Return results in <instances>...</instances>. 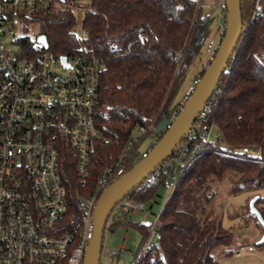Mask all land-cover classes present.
I'll use <instances>...</instances> for the list:
<instances>
[{
	"label": "trees",
	"instance_id": "obj_1",
	"mask_svg": "<svg viewBox=\"0 0 264 264\" xmlns=\"http://www.w3.org/2000/svg\"><path fill=\"white\" fill-rule=\"evenodd\" d=\"M56 2L47 13L24 18L22 28L36 22L47 51L92 54L101 61L95 128L109 143L96 150L89 166L91 187L108 162L107 154L117 155L135 128L160 119L203 44L208 15L194 0ZM76 8L84 38L75 33ZM239 12L240 36L209 99L207 122L215 125L218 136L185 166L165 200L158 217L159 247L141 250L148 223L134 224L128 212L114 206L105 222L104 232L119 225L139 230L141 242L130 264H216L211 252L229 243L232 234L222 227L221 215L210 209L211 184L227 175L230 195L264 187V0H239ZM17 44L22 56L32 54L26 36ZM177 50L182 52L179 60L174 56ZM133 163L126 162L125 169ZM59 173L70 207L77 211L76 197L84 193L76 185L74 160L67 153L61 157ZM163 178L162 173L146 178L126 197L156 202ZM253 205L264 220V197L257 196ZM255 223L263 231L257 219Z\"/></svg>",
	"mask_w": 264,
	"mask_h": 264
},
{
	"label": "built area",
	"instance_id": "obj_2",
	"mask_svg": "<svg viewBox=\"0 0 264 264\" xmlns=\"http://www.w3.org/2000/svg\"><path fill=\"white\" fill-rule=\"evenodd\" d=\"M194 1L200 4L201 0ZM56 4V0H0V264H81L92 234L98 197L125 172L126 162L135 163L145 157L158 138L140 150L145 135L129 137L117 155L104 157L107 164L88 186L89 166L96 150L109 143L95 128L101 61L86 53L58 55L32 42L28 48L32 54L22 56L17 44L23 37L15 31L16 26L22 27L21 20L47 13ZM218 7L215 32L205 43L206 59L201 70L185 88L179 108L156 130L157 136L189 98L221 43L227 26L223 0H219ZM79 10L75 9L74 28L76 35L84 38L86 30L79 27ZM181 53L177 50L174 56L179 60ZM60 56L65 57L66 64ZM209 108L208 100L168 156L147 176L162 173L160 186L168 196L185 166L211 141L213 132L218 136L215 125L207 122ZM154 126L137 130L144 134L152 132ZM64 153L73 158L76 185L84 193L76 197L77 211L70 207L59 173ZM153 204V198L134 200L126 196L115 204L116 209L130 215L141 212L149 220L142 251L159 247L160 212L151 211ZM117 247L125 248L123 244ZM241 250L251 251L252 247L241 246L235 256H240ZM103 253L108 256V264H115L118 250L102 249Z\"/></svg>",
	"mask_w": 264,
	"mask_h": 264
},
{
	"label": "rangeland",
	"instance_id": "obj_3",
	"mask_svg": "<svg viewBox=\"0 0 264 264\" xmlns=\"http://www.w3.org/2000/svg\"><path fill=\"white\" fill-rule=\"evenodd\" d=\"M219 14L218 7L213 5L209 11L208 22L206 26V31L204 34V43L197 48L187 70L182 75L177 84L176 89L169 102L171 108L179 100L185 85L188 83L190 77L198 68L201 61L206 59L204 52L206 41L214 35L216 18ZM80 16V13H77ZM24 20V19H23ZM21 20V24H23ZM24 25V24H23ZM16 34L21 36H26L30 42L33 44H39L38 41V24L36 22H30L24 28L15 27ZM14 50L15 46L10 45ZM178 88V89H177ZM159 120L158 125L161 124ZM138 128V127H137ZM135 128L131 136L138 137L142 133ZM214 132L211 135V141L215 140ZM153 139V131H149L143 137L141 143L139 144V149L143 150L147 148ZM229 185V180L227 175L218 181H214L211 184V190L214 192V197L212 198L210 209L212 212L221 215V225L223 228L229 229L232 234V239L229 243L219 245L214 248L211 252L216 264H264V244L256 243L261 237L262 232L260 227L255 223L256 217L248 214V202L254 196L264 197V187L252 191H241L237 194L230 195L227 193V188ZM168 191L160 186L158 190V196L155 197V201L151 211L154 214L160 212L165 200L167 199ZM131 221L134 224H146L149 220L143 218L142 213L138 215H131ZM127 236V239H122L121 236ZM141 242V234L136 227H125L119 225L113 230H106L104 232L102 240V249L108 251L119 252L115 264H130L133 260L134 254L139 247ZM123 244L124 249H118V245ZM240 246H251V251L241 250L240 256H235V252L240 250ZM98 264H108L107 254H101Z\"/></svg>",
	"mask_w": 264,
	"mask_h": 264
},
{
	"label": "water",
	"instance_id": "obj_4",
	"mask_svg": "<svg viewBox=\"0 0 264 264\" xmlns=\"http://www.w3.org/2000/svg\"><path fill=\"white\" fill-rule=\"evenodd\" d=\"M223 1L226 9L227 26L213 59L202 72L201 78L189 98L166 130L151 146L148 154L133 163L129 169L111 182L98 197L93 211L92 234L81 264H98L102 250L105 222L115 204L134 187L141 184L161 164L194 121L203 105L211 97L241 33L239 0ZM38 41L42 46H46L44 35L39 34ZM59 59L62 64H66L64 56H60ZM256 198L257 196H254L249 200L248 209L263 228L262 235L256 242L261 243L264 240V220L253 205Z\"/></svg>",
	"mask_w": 264,
	"mask_h": 264
},
{
	"label": "crops",
	"instance_id": "obj_5",
	"mask_svg": "<svg viewBox=\"0 0 264 264\" xmlns=\"http://www.w3.org/2000/svg\"><path fill=\"white\" fill-rule=\"evenodd\" d=\"M218 3H219V0H201V1H200V5H201V8H202V11H203L205 14H208V13H209V11H210V9H211V7H212L213 5L216 4V6L218 7ZM218 10L220 11V8H219V7H218ZM204 39H205V37H204ZM203 42H204V41H203ZM204 61H205V60H203V61L200 62L198 68H197L196 71L193 73V75L190 77L188 83L185 85L184 90H185V88L190 84V82H191L192 78L195 76V74H197V73L201 70V66H202V64H203ZM178 84H179V82H178ZM177 89H178V88H177ZM184 90L182 91V94H181L179 100L177 101V103L174 105V107L171 108L170 104H168V106L166 107V109H165V111L163 112L162 116L160 117V119H163V120L161 121V124L158 125L160 119H159V120L157 121V123L155 124V126H154L155 128H154V130H153V139H152V141H154L155 138L158 137L157 134H156V130H157L158 128H161V127L166 123V121H167V120H168V119H169V118H170V117L176 112L177 108H179L180 103H181V99H182V96H183V93H184ZM152 141H151V142H152Z\"/></svg>",
	"mask_w": 264,
	"mask_h": 264
}]
</instances>
